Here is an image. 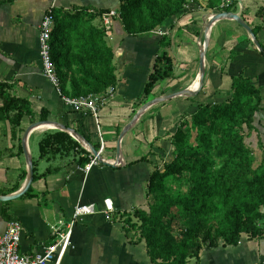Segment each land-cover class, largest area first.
Wrapping results in <instances>:
<instances>
[{"label":"crops","instance_id":"1","mask_svg":"<svg viewBox=\"0 0 264 264\" xmlns=\"http://www.w3.org/2000/svg\"><path fill=\"white\" fill-rule=\"evenodd\" d=\"M210 1L219 2L212 8ZM223 2L191 1L163 27L152 33L130 36L119 17L120 0H0V82L13 84V95L28 98L37 113L45 109L48 120L80 131L97 150L100 137L96 118L91 112H75L68 107L45 77L39 37L42 20L50 9L92 7L95 13L107 11L95 23L112 29L107 43L115 55L119 82L117 87L94 95V100L99 104L98 124L106 143L103 159L113 165L119 161V137L143 105L199 87L200 57L208 39L202 89L147 110L122 141L121 166L102 164L87 172L78 164V160L85 157L84 153L76 152L74 157L41 156L40 142L46 134L35 131L31 135L29 148L37 178L32 192L7 206L0 204L1 232L11 220L22 224L21 254L40 252L71 228V246L61 264H154L147 253L146 242L126 219L133 218L137 210L149 211L151 176L156 169L162 171L173 157L172 137L180 124L190 120L199 105L229 99L232 77L245 75L264 88V55L249 33L229 19L219 20L209 30L207 28L209 18L222 12L219 8ZM230 6V12L241 13L256 30V38L264 49V0H231ZM163 37L169 41L167 49L161 47ZM164 51L173 62L172 77L161 81L147 98L146 84L157 57ZM2 106L0 98V108ZM4 118L0 112V192L9 195L18 191L26 180L27 164L20 143L26 129L40 120L37 116L25 117L21 128L13 130ZM6 160L15 161L14 171L6 167ZM106 199L114 201L116 212L112 220L101 213ZM89 204L96 205L97 212L77 219L71 227L75 208ZM190 261L191 264H264V239L243 235L237 246L221 244L213 249L204 248L198 259Z\"/></svg>","mask_w":264,"mask_h":264},{"label":"trees","instance_id":"2","mask_svg":"<svg viewBox=\"0 0 264 264\" xmlns=\"http://www.w3.org/2000/svg\"><path fill=\"white\" fill-rule=\"evenodd\" d=\"M191 1L198 2L120 0L119 17L128 35L139 36L163 27ZM218 2L210 1V5L215 8ZM231 10V6L225 9ZM104 13L107 11L95 13L92 7L53 9L52 56L66 96L98 95L118 85L115 55L107 43L112 29L95 23ZM160 44L164 49L170 46L166 37ZM173 69V62L164 51L153 65L145 97H151L161 81L170 79ZM263 89L245 75L232 77L227 101L201 104L190 120L180 124L172 137V161L151 176L149 211H135V223L131 216L126 219L146 242L154 264H191L190 259H198L204 248L237 246L243 235L264 239V161L255 168L253 151L246 143L247 133L256 129V115L264 112ZM13 90V84L0 82V112L13 130L21 128L25 117L48 120L45 109L35 112L30 100L13 95ZM193 131H197L194 142ZM20 151L23 155L21 143ZM40 151L41 156L84 153L85 157L78 160L80 166L91 159L79 142L61 131L47 134L40 142ZM174 182H185L188 192H176ZM31 192L32 187L25 197ZM6 213L4 208L2 215L5 217Z\"/></svg>","mask_w":264,"mask_h":264},{"label":"built area","instance_id":"3","mask_svg":"<svg viewBox=\"0 0 264 264\" xmlns=\"http://www.w3.org/2000/svg\"><path fill=\"white\" fill-rule=\"evenodd\" d=\"M231 0H224L220 6V11H224L230 6ZM219 11V10H218ZM217 11V12H218ZM219 11V12H220ZM53 9H50L44 16L41 23V33L39 37V55L43 66L45 77L57 89L65 104L75 112L88 111L91 112L97 120L98 134L100 137L99 154L103 157L106 151V143L103 138L99 126V104L94 100V95L86 97H69L62 93L61 78L58 70L54 64L52 56V33L54 30V18L52 15ZM107 16V15H105ZM163 36L166 34L161 32ZM90 154V162L84 165L85 171H90L95 166H100L102 163L97 157H94L92 152L87 150ZM118 166H121L117 162ZM97 212V206L94 204L79 205L75 208L71 227L75 224L77 219L83 216L91 215ZM116 212L114 201L106 199L104 201V209L101 213L107 220H112ZM23 228L18 220H11L4 232L0 230V264H48L55 261L56 264H61L65 258L67 251L71 246L72 229L62 233L57 241L52 245L43 247L40 252L32 255H23L20 252V244L22 241ZM261 264V263H255Z\"/></svg>","mask_w":264,"mask_h":264},{"label":"water","instance_id":"4","mask_svg":"<svg viewBox=\"0 0 264 264\" xmlns=\"http://www.w3.org/2000/svg\"><path fill=\"white\" fill-rule=\"evenodd\" d=\"M222 19H229V20H233L236 21L239 25H241L251 36V38L253 39L254 44L256 45V47L258 48V50L262 53L264 52V49L262 48V46L260 45V43L258 42L256 35L252 29V27L242 18L241 13H233V12H221V13H217L212 15L209 18L208 21V25L207 28L209 30V28L216 23L219 20ZM207 48H208V39H206L203 48H202V52H201V57H200V74H199V87L198 88H193V89H188L179 93H174V94H170L161 98H157V99H153L152 101H149L148 103H146L145 105H143L141 107V109L138 111V113L136 114V116L134 117V119L132 120V122L124 129V131L121 133L120 137H119V141H118V162L120 163V158H121V151H122V141L125 137V135L134 127V125L138 122V120L141 118V116L147 111L149 110L151 107H153L154 105L161 103V102H165V101H171L173 99H178V98H183L185 96H188L190 94L196 93L198 91H200L203 87L204 84V80H205V74H206V54H207ZM44 126H54L56 130L68 133L70 136H72L77 142L80 143V145L86 149L92 152L94 157H97L98 160L105 166L107 167H119L118 164H111L107 161H105L103 159V157L99 154L98 150L95 148V146L89 142L83 135H81L80 133H78L76 130L71 129V128H67L66 126L60 124V123H56L50 120L47 121H39L36 123H33L32 125H30L25 133L24 136L22 138V147H23V151H24V156H25V160H26V164H27V175H26V180L23 184V186L16 192L9 194V195H0V204L2 203H10L13 202L15 200H18L22 197H24L31 189L33 183H34V179H35V166H34V159L33 156L31 154L30 148H29V139L31 137V135L38 130L41 127Z\"/></svg>","mask_w":264,"mask_h":264},{"label":"rangeland","instance_id":"5","mask_svg":"<svg viewBox=\"0 0 264 264\" xmlns=\"http://www.w3.org/2000/svg\"><path fill=\"white\" fill-rule=\"evenodd\" d=\"M227 100L228 99H226L225 101H227ZM37 122H39V121H37ZM255 127H256V129L254 132L247 133L246 143L251 148V150L253 151L254 167L258 168L262 164V162L264 161V113H263V115H261L260 113H258L256 115ZM56 131H57L56 129H52V130L46 131L44 134L47 135L49 133H54ZM192 134H193L192 135V142H194L195 137L197 136V131H193ZM74 155H75L74 152L71 153V157H74ZM172 159H173V157L170 159V161H172ZM14 162H15L14 160H6L4 164L6 165V167H10L11 170L14 171V169H13ZM174 189L176 192H178L180 190L183 193L188 192V186L185 182L181 185L179 183L174 182ZM263 211H264V209H263ZM261 225L264 226V220L261 222ZM199 243L202 244L201 241H199ZM202 245H204V244H202Z\"/></svg>","mask_w":264,"mask_h":264},{"label":"bare ground","instance_id":"6","mask_svg":"<svg viewBox=\"0 0 264 264\" xmlns=\"http://www.w3.org/2000/svg\"><path fill=\"white\" fill-rule=\"evenodd\" d=\"M207 35H209V33L207 34ZM55 127L54 126H44V127H41V128H39L38 130H36L38 133H44V132H46V131H49V130H52V129H54ZM36 132V133H37Z\"/></svg>","mask_w":264,"mask_h":264}]
</instances>
